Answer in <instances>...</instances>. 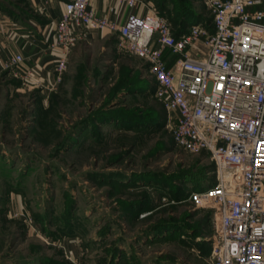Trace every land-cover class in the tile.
Returning a JSON list of instances; mask_svg holds the SVG:
<instances>
[{
    "label": "rangeland",
    "instance_id": "obj_1",
    "mask_svg": "<svg viewBox=\"0 0 264 264\" xmlns=\"http://www.w3.org/2000/svg\"><path fill=\"white\" fill-rule=\"evenodd\" d=\"M145 1L172 27L178 1L212 16L208 0ZM121 43L76 45L52 91L0 72V264H215L214 211L189 200L212 156L176 146L148 62Z\"/></svg>",
    "mask_w": 264,
    "mask_h": 264
},
{
    "label": "built area",
    "instance_id": "obj_2",
    "mask_svg": "<svg viewBox=\"0 0 264 264\" xmlns=\"http://www.w3.org/2000/svg\"><path fill=\"white\" fill-rule=\"evenodd\" d=\"M117 1L148 11L120 25L89 9V0L65 4L49 41L61 51L57 82L80 39L77 28L117 34L121 47L148 62L176 146L212 156L213 184L189 200L214 211L215 264H264V0H208L211 21L179 36L145 0ZM167 52L178 57L171 66ZM24 61L16 54L5 66L23 83L33 74L21 69Z\"/></svg>",
    "mask_w": 264,
    "mask_h": 264
},
{
    "label": "crops",
    "instance_id": "obj_3",
    "mask_svg": "<svg viewBox=\"0 0 264 264\" xmlns=\"http://www.w3.org/2000/svg\"><path fill=\"white\" fill-rule=\"evenodd\" d=\"M25 1L27 4L24 7L19 4L15 5L19 6L15 8L17 16L14 15V11L13 13L9 10L4 11L0 7V72L10 74L5 66L14 55L19 54L25 60L20 65L21 69L33 72L26 82L35 87L47 89L57 82L56 67L61 54L59 49L52 50L49 47V41L53 36L56 23L65 12V4L69 0ZM89 9L94 10L98 16H107L120 25L126 21L130 13L134 12L144 16L148 11L143 5H138L135 10L127 8L119 5L117 0H89ZM77 32L80 33L77 45L86 47L101 44L103 37L109 33L107 31L88 32L80 28H77ZM165 56L169 66L178 58L168 52ZM17 79L22 81L20 78ZM75 241L71 239L64 244L65 253H68L72 260L79 256L80 251Z\"/></svg>",
    "mask_w": 264,
    "mask_h": 264
},
{
    "label": "trees",
    "instance_id": "obj_4",
    "mask_svg": "<svg viewBox=\"0 0 264 264\" xmlns=\"http://www.w3.org/2000/svg\"><path fill=\"white\" fill-rule=\"evenodd\" d=\"M167 1L168 0H162L161 2L165 3ZM176 1H178V0H176ZM177 4L180 7H179L178 11L176 12L177 18L173 21V23H174L173 24V32H174L175 36H179L182 33H186L188 27L191 24L195 23V21H197V20L202 21V20H199V19H201L200 16H198L197 14H194V9L192 7L185 5L181 1L180 2L178 1ZM160 8L164 9L165 7L161 6ZM210 21H211V18L208 19V22H210ZM213 167H215V166L213 165ZM197 189L203 190L202 187H199Z\"/></svg>",
    "mask_w": 264,
    "mask_h": 264
}]
</instances>
